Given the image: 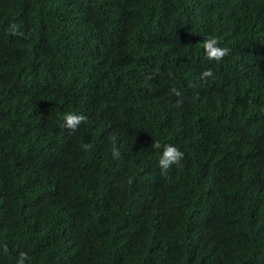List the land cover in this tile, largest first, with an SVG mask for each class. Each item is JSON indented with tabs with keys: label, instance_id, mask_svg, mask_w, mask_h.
Listing matches in <instances>:
<instances>
[{
	"label": "trees",
	"instance_id": "16d2710c",
	"mask_svg": "<svg viewBox=\"0 0 264 264\" xmlns=\"http://www.w3.org/2000/svg\"><path fill=\"white\" fill-rule=\"evenodd\" d=\"M20 252L264 264V0H0V264Z\"/></svg>",
	"mask_w": 264,
	"mask_h": 264
},
{
	"label": "clouds",
	"instance_id": "9594fccd",
	"mask_svg": "<svg viewBox=\"0 0 264 264\" xmlns=\"http://www.w3.org/2000/svg\"><path fill=\"white\" fill-rule=\"evenodd\" d=\"M9 32L13 35H20L22 36L23 33L20 31V28L16 24H11L9 26ZM203 48L205 51L206 58L209 60H215V61H220L222 60L225 56H227L230 52V49L221 47L220 46V41L218 37L215 36H207L203 39ZM209 77H214V73L212 72L211 69H208L204 72L201 73V78H209ZM172 92L177 96L180 97L181 93L173 88ZM182 103V101H178V106L179 104ZM64 120V127L71 130L72 132H75L79 126L84 123L87 120V116L84 114H77L74 112H68L65 113L63 116ZM82 149L85 151L91 150L92 145L90 144H83L81 145ZM161 144L159 141H156L151 145V148L153 149H161ZM112 155L114 158L118 159L120 157V152L118 148L115 146L112 149ZM184 152L181 151L178 147L172 145V144H167L163 146L162 154L159 157V167L161 169V174L167 178L169 176V169L173 165L179 166L181 161L184 158ZM8 252V247L5 245L2 249L3 254H7ZM29 260V256L26 252H20L19 257L17 260V264H25V262Z\"/></svg>",
	"mask_w": 264,
	"mask_h": 264
}]
</instances>
